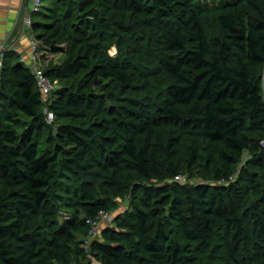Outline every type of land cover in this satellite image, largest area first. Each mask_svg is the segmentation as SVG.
Wrapping results in <instances>:
<instances>
[{
	"label": "trees",
	"instance_id": "16d2710c",
	"mask_svg": "<svg viewBox=\"0 0 264 264\" xmlns=\"http://www.w3.org/2000/svg\"><path fill=\"white\" fill-rule=\"evenodd\" d=\"M70 6L87 21L86 28H75L85 56L71 66L88 69L93 79L77 91L61 92L51 109L56 120L87 119L90 113L97 119L89 127L60 126L55 142L42 147L48 127L40 110L43 94L21 56L6 54L0 83V183L5 190L0 188V264L66 260L77 237L84 243L89 235L85 219L117 207L96 196L93 186L99 172L110 176L107 185L114 197L128 189L124 171L147 181L178 177L173 164L166 166L149 153L157 129L165 126L185 133L186 154L193 164L200 157L196 138L213 146L210 162L219 181L231 182L249 153L243 175L228 186L143 189L133 210L116 220L119 229L109 228L103 240L91 242L92 254L101 264H197L216 229L225 227L233 229L227 248L232 264H244L247 256L241 251L248 232L241 208L249 193L261 197L257 174L264 175V0L211 5L194 0H71ZM211 14L219 22L218 35L206 30L203 17ZM126 16L163 25L158 46L165 52L160 63L169 83L150 106L138 95L129 96L139 87L129 69L103 59L89 42L97 32L106 38L111 26L127 30ZM32 31L50 28L33 21ZM57 35L39 33L36 41L49 44L55 54L64 53L53 40ZM90 56L100 61L93 64ZM101 79L121 84L123 97L113 99L117 104L106 105L92 90ZM21 116L31 122L23 125ZM18 127H23L21 133ZM72 180L80 186L70 184ZM62 212L70 216L60 222ZM251 216L259 236L249 264H264V212L256 206ZM36 219L54 221L51 238L29 232V222Z\"/></svg>",
	"mask_w": 264,
	"mask_h": 264
},
{
	"label": "rangeland",
	"instance_id": "374dc122",
	"mask_svg": "<svg viewBox=\"0 0 264 264\" xmlns=\"http://www.w3.org/2000/svg\"><path fill=\"white\" fill-rule=\"evenodd\" d=\"M202 4L219 3L222 0H194ZM71 0H43L41 9L32 13V21L45 24L50 28L49 32L40 31L38 33L31 31L30 39L35 38L37 34L49 35L50 32H58L57 37L53 40L57 45L65 48L64 53L55 54L49 44H38L37 49L33 52L29 49L26 56H21V59H26V63L36 60V64L40 69L47 73H52L49 77L53 85V92L51 95L44 97L43 105L40 109L42 114L48 117L52 112V105L58 100L61 92L77 91L88 82L92 81L88 69L73 68L71 64L78 58H84L85 48L83 42L77 39L75 28H86L84 25L85 19L80 18L79 12L72 10L70 6ZM71 14V17H68ZM122 17V15H121ZM129 28L125 31L111 26L109 35L97 32L89 37V42L95 47H98L101 56L106 61L117 62L123 64L136 77L139 87L129 92L131 98L138 95L141 102L145 106H150L156 102L158 96L165 90L169 83L167 74L162 70L160 59L165 55L163 49L158 46V40L161 37L163 25L159 26L156 22L143 20H131L129 16L124 18ZM203 21L209 35L220 34V25L217 17L214 14L204 16ZM87 22V21H86ZM32 30V28H29ZM61 32H64L61 34ZM63 35V36H62ZM38 43V42H37ZM11 53V52H9ZM91 57V56H90ZM100 59L91 57V62L96 64ZM23 62V61H22ZM26 63L23 62L25 66ZM102 83L92 86V90L105 100V104H117L118 101H113L114 98L123 97L121 84L112 80H100ZM264 85V75L262 78ZM125 99H119L123 101ZM1 103L0 106H3ZM7 104V103H5ZM89 118L80 120H53L48 122V127L43 132L41 139L42 147H46L48 141L55 142L59 127L65 124H75L79 127H89V125L97 119L94 113L89 114ZM21 122L28 124L31 120L25 116L20 117ZM18 132H22L23 127L17 128ZM176 141L178 146L173 148L170 142ZM200 148V157L196 163H191L187 157V150L189 148V141L186 139L185 133L176 127L165 126L157 129L152 140V147L149 151L152 157L169 166L173 164L179 171V176L175 179H152L144 180L133 171H124L122 175L123 182L128 189L122 196L114 197L110 192L107 181L110 179L104 173H98L95 176L94 189L96 196L99 199L112 200L117 207L109 212L110 219L104 223L96 240L104 239V231L109 228L119 229L116 220L124 217L128 212H131L135 204L139 203V198L143 196L145 188H159L166 184H177L187 187H197L201 185L210 186H228L232 183L238 182L243 175V165H239L235 169L233 180L219 181L216 180V166L210 162L213 146L205 139L198 137L195 139ZM250 154L246 153L245 157L249 158ZM164 165V168L166 167ZM258 181L261 182V197H256L249 193L241 208L243 216L244 228L248 232L247 239L241 251L242 261L244 264L250 263V258L253 256L252 249L254 248V241L258 240L259 226L254 224V219L251 216V211L256 206L264 212V175L258 173ZM73 186H80L78 180H72L70 183ZM244 184V181L242 182ZM0 188L5 192L3 184L0 183ZM70 215L62 212L59 215L58 221L63 222ZM84 216V215H82ZM29 232L39 235V238H51L56 224L51 220L36 219L29 222ZM233 229L219 227L216 229L214 236L208 241L206 252L198 255L197 264H232L233 259L228 252V246L232 241ZM91 241V240H90ZM90 244L81 242L80 237H77L71 246V251L65 253L66 260L64 261H48L47 264H101L92 254ZM193 245V244H192ZM256 245V243H255ZM196 247V245H193ZM251 256V257H250Z\"/></svg>",
	"mask_w": 264,
	"mask_h": 264
},
{
	"label": "built area",
	"instance_id": "2783aa9c",
	"mask_svg": "<svg viewBox=\"0 0 264 264\" xmlns=\"http://www.w3.org/2000/svg\"><path fill=\"white\" fill-rule=\"evenodd\" d=\"M43 0H33V4L31 7V10L26 13V15L23 18V29L22 32H24V27L32 28L33 21H32V13L37 12L41 9ZM37 41L35 38L30 39V48L33 50V52L37 49ZM12 46L0 42V83L3 80V72L5 69V56L8 52H12ZM36 60L30 61V63H26V60H23L24 63H26L27 67L30 69L32 74L35 77L36 83L38 88L43 94V97H47L52 94L53 92V85L50 81V78L38 67V65L35 62ZM48 120L49 122H52L55 120V116L53 113L48 114ZM249 158L244 156V162L245 163ZM110 219V215L108 212L101 210L98 212V214L95 217H89L85 219L86 225L89 227V235L85 239L86 244H90L94 240H96V237L99 235L100 230L102 229L104 223H106ZM91 240V241H90Z\"/></svg>",
	"mask_w": 264,
	"mask_h": 264
},
{
	"label": "crops",
	"instance_id": "0c3cea01",
	"mask_svg": "<svg viewBox=\"0 0 264 264\" xmlns=\"http://www.w3.org/2000/svg\"><path fill=\"white\" fill-rule=\"evenodd\" d=\"M33 0H0V42L12 46V52L26 56L30 48V30L23 29V18L31 10ZM26 60L21 59V62Z\"/></svg>",
	"mask_w": 264,
	"mask_h": 264
}]
</instances>
